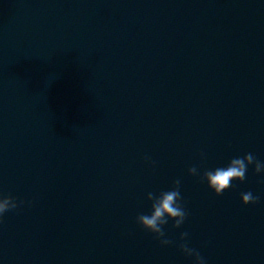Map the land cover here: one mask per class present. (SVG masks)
I'll list each match as a JSON object with an SVG mask.
<instances>
[{
  "label": "water",
  "instance_id": "water-1",
  "mask_svg": "<svg viewBox=\"0 0 264 264\" xmlns=\"http://www.w3.org/2000/svg\"><path fill=\"white\" fill-rule=\"evenodd\" d=\"M249 152L264 161V0H0V193L29 202L0 264H192L136 223L178 178L168 238L264 264L261 177L217 197L188 175Z\"/></svg>",
  "mask_w": 264,
  "mask_h": 264
},
{
  "label": "clouds",
  "instance_id": "clouds-1",
  "mask_svg": "<svg viewBox=\"0 0 264 264\" xmlns=\"http://www.w3.org/2000/svg\"><path fill=\"white\" fill-rule=\"evenodd\" d=\"M201 158H205L201 153ZM144 162L154 167L155 161L150 156L144 157ZM253 168L254 174L261 177L264 182V161H260L251 152L242 157H234L227 166L215 169H201L193 165L188 169V175L198 178L200 183H205L208 189L219 197L232 187L234 181L243 183L246 180L247 171ZM181 179L173 181L171 188L160 193L148 192L146 200L150 203V211L141 213L136 217V223L144 231L150 233L161 247L175 246L177 250L189 258L192 264H207V259L196 248L190 246V233L183 231L179 240L174 241L168 238L164 231L165 226L171 221L172 227L180 229L188 218L186 203L181 195ZM241 203L244 206L257 205L260 196L254 195L252 191L240 194ZM26 202L12 195L0 193V225L4 222V216L8 212L16 211Z\"/></svg>",
  "mask_w": 264,
  "mask_h": 264
}]
</instances>
